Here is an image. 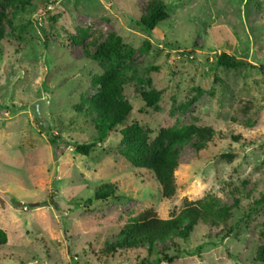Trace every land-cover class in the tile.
Returning <instances> with one entry per match:
<instances>
[{"label":"rangeland","instance_id":"rangeland-1","mask_svg":"<svg viewBox=\"0 0 264 264\" xmlns=\"http://www.w3.org/2000/svg\"><path fill=\"white\" fill-rule=\"evenodd\" d=\"M153 1L164 2L168 19L147 32L139 20ZM12 12L5 10L12 26L3 21L0 42V264H264L255 259L264 243V0H30ZM77 28L94 39L71 44ZM111 33L135 50L123 88L132 111L83 155L74 146L95 142V115L75 107L99 91L91 82L102 70L85 50L94 53ZM220 54L248 66L219 67ZM141 92L160 93L156 109L144 110ZM132 123L150 140L190 124L218 135L200 149L179 147L176 194L162 199L153 176L121 155L120 131ZM46 128L65 143L57 160ZM104 183L116 196L95 201ZM208 193L226 207L238 200L228 235L201 223L174 239L177 247L166 243L172 263L143 252L104 255L139 213L168 219L184 199Z\"/></svg>","mask_w":264,"mask_h":264},{"label":"trees","instance_id":"trees-1","mask_svg":"<svg viewBox=\"0 0 264 264\" xmlns=\"http://www.w3.org/2000/svg\"><path fill=\"white\" fill-rule=\"evenodd\" d=\"M29 4L30 0H0V42L4 38L3 21L12 26V20L7 18L5 10L12 9L13 16L16 12L24 10ZM167 19L168 14L164 2L153 1L145 9L139 23L145 31L151 32ZM93 36L94 31L77 28L75 33L68 35V41L74 45L84 46L85 43L94 39ZM94 46V53L89 54L86 50L85 52L90 61L102 64V70L92 78L91 82L99 88V91L85 103L75 107L76 110L84 108L95 115L97 131L95 142L74 146V150L83 155H89L96 142L106 140L116 127L124 126L132 111V105L124 99L123 88L127 82L125 74L129 70L128 63L135 55L134 48L126 45L122 37L114 33L109 34L103 42ZM215 65L233 70L248 66L246 62L238 61L226 54H220ZM140 98L144 110L156 109L161 95L159 92H141ZM35 122L38 120L35 119ZM42 131L52 147L53 157L57 160L64 151L65 143L49 128ZM217 135L218 133L210 127H198L195 124H190L180 128H161L150 140L142 133L141 126L132 123L120 131V144L124 146L121 155L134 169L147 171L153 176L159 186L162 199H171L177 190L174 173L179 165V147L194 142V147L200 149L206 147ZM235 138L238 140V137ZM225 157L228 160L232 159L231 155ZM116 192L117 188L114 184H101L95 190L94 200L106 202L115 198ZM237 192V189H233L234 196H237ZM236 206H238V200H235L232 206L226 207L221 205L217 196L208 193L194 201L184 199L181 209L168 219H160L153 209H147L131 218L114 235L113 240L105 243L104 255L114 256L143 252L147 257L156 255L160 260L172 263L177 259V256L166 254L169 248L166 246L167 242L171 241L170 247H177L173 240L188 239L201 223L210 229L222 228L225 230L232 217V209ZM14 207L15 209L20 208L17 205ZM229 231V229L225 230L224 236L228 235ZM6 243L7 235L0 229V246ZM157 245H161L160 250H157ZM255 259L264 263V243L257 247ZM143 264L150 263L146 261Z\"/></svg>","mask_w":264,"mask_h":264},{"label":"water","instance_id":"water-1","mask_svg":"<svg viewBox=\"0 0 264 264\" xmlns=\"http://www.w3.org/2000/svg\"><path fill=\"white\" fill-rule=\"evenodd\" d=\"M20 205H22V203H20V202L17 203V206H20ZM36 206H37V204H30V207H31V208H34V207H36Z\"/></svg>","mask_w":264,"mask_h":264},{"label":"built area","instance_id":"built-area-1","mask_svg":"<svg viewBox=\"0 0 264 264\" xmlns=\"http://www.w3.org/2000/svg\"><path fill=\"white\" fill-rule=\"evenodd\" d=\"M24 209H27V207L25 206V207H23Z\"/></svg>","mask_w":264,"mask_h":264}]
</instances>
